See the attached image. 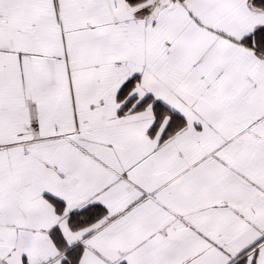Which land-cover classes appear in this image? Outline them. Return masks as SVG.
I'll use <instances>...</instances> for the list:
<instances>
[{
    "label": "snow or ice",
    "instance_id": "6c2138e0",
    "mask_svg": "<svg viewBox=\"0 0 264 264\" xmlns=\"http://www.w3.org/2000/svg\"><path fill=\"white\" fill-rule=\"evenodd\" d=\"M0 264H264V0H0Z\"/></svg>",
    "mask_w": 264,
    "mask_h": 264
}]
</instances>
